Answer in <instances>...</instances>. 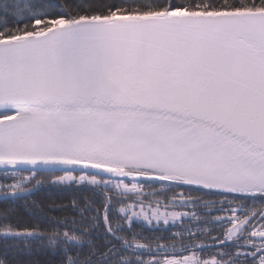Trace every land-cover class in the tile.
I'll list each match as a JSON object with an SVG mask.
<instances>
[{"label":"snow or ice","instance_id":"obj_1","mask_svg":"<svg viewBox=\"0 0 264 264\" xmlns=\"http://www.w3.org/2000/svg\"><path fill=\"white\" fill-rule=\"evenodd\" d=\"M0 166L19 177L0 184L3 221L33 207L37 176L100 198L0 223L6 248L54 264H264V0H0ZM157 184L187 191L126 203ZM185 219L227 227L171 243L137 229Z\"/></svg>","mask_w":264,"mask_h":264},{"label":"trees","instance_id":"obj_2","mask_svg":"<svg viewBox=\"0 0 264 264\" xmlns=\"http://www.w3.org/2000/svg\"><path fill=\"white\" fill-rule=\"evenodd\" d=\"M58 3H64V0H57ZM69 2H73V0H69ZM108 2H113V0H108ZM116 3H120V0H114ZM174 2H180V0H174ZM155 189L159 191L160 185H152L151 188L145 186L143 189L142 200L151 201L154 200V197H159L160 202L167 203L166 197H171L173 192L179 191H187L186 189H173L166 193H161L159 196H153L150 193ZM85 196L94 199L96 206H100V198L93 197L90 191L86 190H78L75 187L72 188H60L55 186L49 187H41L38 191L34 192V195L28 197V201L33 207L25 208L24 201H20L15 206V211L12 212L7 221H3L0 218V223L7 224H16L20 223L21 225L26 224H41L44 225L47 223L49 218H63L73 217L78 215V210L73 207V200H82ZM134 198V197H133ZM132 198V199H133ZM205 199H214V197H205ZM129 200V199H128ZM127 201V200H126ZM11 207L9 204H6L4 201L0 200V211ZM216 207H220L219 204ZM227 207V205H225ZM116 209L118 211V204L116 205ZM190 211L191 207L188 208ZM197 215L203 216V212L196 210ZM35 213V214H34ZM227 213H219L213 212L212 216H221ZM225 225H204L197 224L195 219L188 220L185 219L183 221L175 222V226L170 225H160V230L158 231H149L147 228H140L137 226L138 230L143 231V234L149 236L153 239V242H156V238L163 236L165 239L163 242L171 243L173 237V233H178L181 231H185L186 229H190L193 233L196 232L197 228H208L214 227L215 232H222ZM102 239V236H101ZM210 240V237L207 235L197 236L196 241L198 244L201 242H207ZM9 244L12 245L13 242L9 241ZM208 245V244H207ZM217 251L216 248L210 247L206 248L203 254L206 256H211L213 253ZM147 258V257H145ZM0 261H6L7 264H54L53 258L44 253L43 251L33 250L31 253L23 250L22 248H17L15 246L5 247L3 241H0Z\"/></svg>","mask_w":264,"mask_h":264},{"label":"flooded vegetation","instance_id":"obj_3","mask_svg":"<svg viewBox=\"0 0 264 264\" xmlns=\"http://www.w3.org/2000/svg\"><path fill=\"white\" fill-rule=\"evenodd\" d=\"M59 174V173H58ZM24 176H28L29 174L28 173H24L23 174ZM37 179H41V180H45L46 179V182L44 183V184H42L41 186H40V188L41 187H49L50 186V181H51V177H47V178H45V177H43V176H37ZM19 180V177H17L16 178V180H13V179H8V180H5L4 178H3V173L2 172H0V184H12V183H16L17 181ZM33 184L35 183V181H33L32 182ZM25 187H31V185H28L27 183L24 185ZM142 201H144V200H142ZM146 202V201H145ZM155 203V202H154ZM161 203V205H163V204H165V203H162V202H160ZM221 234V232H215V233H211V236L212 237H216V236H219ZM213 243V241H212V239L210 238V240L209 241H207V242H204V244H208V245H211ZM210 248V247H209ZM232 251H235L236 249L235 248H232L231 249ZM248 251H251V249H249ZM250 264H251V262H250Z\"/></svg>","mask_w":264,"mask_h":264},{"label":"rangeland","instance_id":"obj_4","mask_svg":"<svg viewBox=\"0 0 264 264\" xmlns=\"http://www.w3.org/2000/svg\"><path fill=\"white\" fill-rule=\"evenodd\" d=\"M126 182H127V181H126ZM140 198H142V195L139 196V197H134L133 199H129V200L126 201V203H128V204L136 203L137 200H142V199H140ZM157 199L160 200L159 197H154V200L147 201V202L143 201V203H144V205H145V210H148V209H147V205L149 204V202H152V207L154 208V207L156 206L154 202H155ZM120 206H121V205L118 204V209H119ZM135 210H136V211H139V210H140V205H139L138 203L136 204V208H135ZM165 210H167V211H173V210H175V211H190L188 208H175V209H173V208L169 207L168 209H164L163 207H161V211H165ZM224 215H227V214H224ZM176 222H178V221H176ZM226 227H227V225L224 226V228H226ZM178 254H180V253H178ZM186 254H187V253H183V255H186ZM197 254L200 255L199 252H198ZM202 255H203L204 258H209V257H210V255H209V256H207V255L205 256L204 254H202Z\"/></svg>","mask_w":264,"mask_h":264},{"label":"water","instance_id":"obj_5","mask_svg":"<svg viewBox=\"0 0 264 264\" xmlns=\"http://www.w3.org/2000/svg\"><path fill=\"white\" fill-rule=\"evenodd\" d=\"M0 169H3V166H0ZM205 245H207V244H205ZM179 253V252H178Z\"/></svg>","mask_w":264,"mask_h":264}]
</instances>
